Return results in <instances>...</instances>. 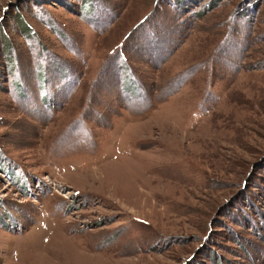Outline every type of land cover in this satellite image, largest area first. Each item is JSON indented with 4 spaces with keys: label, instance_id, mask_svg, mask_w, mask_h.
Returning a JSON list of instances; mask_svg holds the SVG:
<instances>
[{
    "label": "rangeland",
    "instance_id": "1",
    "mask_svg": "<svg viewBox=\"0 0 264 264\" xmlns=\"http://www.w3.org/2000/svg\"><path fill=\"white\" fill-rule=\"evenodd\" d=\"M0 264H264V0H0Z\"/></svg>",
    "mask_w": 264,
    "mask_h": 264
},
{
    "label": "bare ground",
    "instance_id": "2",
    "mask_svg": "<svg viewBox=\"0 0 264 264\" xmlns=\"http://www.w3.org/2000/svg\"><path fill=\"white\" fill-rule=\"evenodd\" d=\"M164 168H165V167H164ZM161 171H162V170H161ZM161 171H160V172H161ZM156 173H157V172H156Z\"/></svg>",
    "mask_w": 264,
    "mask_h": 264
},
{
    "label": "trees",
    "instance_id": "3",
    "mask_svg": "<svg viewBox=\"0 0 264 264\" xmlns=\"http://www.w3.org/2000/svg\"><path fill=\"white\" fill-rule=\"evenodd\" d=\"M252 8H253V6H252Z\"/></svg>",
    "mask_w": 264,
    "mask_h": 264
}]
</instances>
